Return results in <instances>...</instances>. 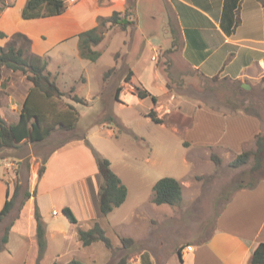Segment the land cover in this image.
Instances as JSON below:
<instances>
[{"label": "rangeland", "instance_id": "obj_1", "mask_svg": "<svg viewBox=\"0 0 264 264\" xmlns=\"http://www.w3.org/2000/svg\"><path fill=\"white\" fill-rule=\"evenodd\" d=\"M4 1V4L0 2V32L24 28L38 32L47 28L40 22L33 26V20H26L21 16L20 5L25 0ZM85 2L68 4L63 15L56 17L64 21L74 18L85 26L89 23L91 25L93 18L97 17L89 25L92 28L97 24L99 16L110 15L113 8H120L119 5L109 6L110 0H99L101 5L107 6L106 10L100 12L101 9L95 11L91 6L92 0ZM131 3L135 14L136 2L130 0L128 6ZM148 9L149 4L142 2L138 17L135 14L137 23L124 31L119 25L109 28L103 41L95 47L102 53L97 61L81 57L79 37L57 43L51 49H47L49 41L39 37L36 48L42 53V58L48 60V69L58 75V85L66 93L62 103H74L80 118L75 129L57 128L45 140L25 141L16 148L0 149V174L9 173L13 192L17 185L19 187L12 209L0 221V250L6 245L3 236L7 227L21 218L25 211L26 203L31 198L27 193H35V182L47 157L54 149L67 144L75 143L71 147H76H69L70 149L61 153H66L63 156L67 158L59 163L57 161L58 168L70 174L78 171L82 173L84 161L86 172L89 173L90 168L94 169L96 165L93 148L111 161L112 168L128 187L125 207L137 209L133 210L129 223L120 228V231L135 234L138 240L134 238V245L131 249H125L121 258L143 250H150L155 255L160 252L163 257H169L173 256L175 246L179 249L183 245L206 239L213 231L217 215L229 196L237 188L264 179V167L254 170L253 156L247 164L232 167L231 162L236 157L233 154L219 149L204 150L187 145L185 140L191 142V132L185 129L190 126L194 114L188 108H178L176 104L180 100H189L192 102L191 106L195 101L203 102V106L207 103L227 110L237 106L264 117V87L259 85L256 89L247 91L241 88L238 91L240 83L235 86L232 81L220 76L206 78L180 62L175 45L165 43L164 48L154 50L158 40L163 41L165 37L161 31L168 28L165 26V15L170 12L168 9H159V20L154 21L156 14ZM60 20L56 19V22L60 23ZM150 29L154 31L151 32ZM13 34L8 33L7 37L1 39L4 43L2 47L8 45ZM21 43L22 40L19 39L18 45ZM31 51L33 52V46L30 51L27 49L26 54L31 55ZM128 76L130 80L126 81ZM138 80L157 97L159 103L152 98L134 99L131 94L122 97L124 88L137 92L139 87H144ZM30 86L31 83L21 71L0 66V111L1 107L10 103L12 91L17 97L12 100L13 103L16 102L21 107L22 98ZM72 87L74 92H71ZM118 87H122L119 98L122 97L121 101L127 102L126 104L117 102L115 94ZM11 89L10 93L6 92ZM74 93L86 98L89 104L82 105L72 101L70 97ZM151 108L155 109L163 123H157L146 115ZM8 113H11L10 109ZM80 140L83 142L77 143ZM254 148L252 146L250 149ZM212 153L221 158L220 163L213 160ZM67 176L69 177L68 173ZM166 176L175 177L183 184V201L178 206L152 202L154 184ZM2 193L3 191L0 196ZM55 196L56 207L60 208V194ZM126 208L121 217L126 215ZM119 218L120 215L116 214L110 216L113 222ZM105 228L109 230L107 236L111 239H114V233L120 235L109 223H105ZM112 244L114 256L120 250L115 248L113 241Z\"/></svg>", "mask_w": 264, "mask_h": 264}, {"label": "crops", "instance_id": "obj_2", "mask_svg": "<svg viewBox=\"0 0 264 264\" xmlns=\"http://www.w3.org/2000/svg\"><path fill=\"white\" fill-rule=\"evenodd\" d=\"M81 1L84 3L90 0H79L75 4ZM129 1L110 0L109 6L119 5L120 8H113L112 12L120 11L128 6ZM25 2L20 5L21 13ZM135 2L137 17L142 2H147L148 10H153L156 14L154 21L159 20L160 16L157 14L159 9L162 8L164 11L168 9L170 12L169 15L167 12L165 15L167 19L165 26L168 28L161 31L165 37L163 41L158 40L154 50L164 48L165 43L175 45L178 52L177 59L180 62L206 78L220 76L224 80L232 81L235 86L240 83L238 91L241 88L247 91L256 89L259 85L264 87V0H135ZM91 6L96 9L95 11L101 9L100 12L107 9V6L101 5L99 0H92ZM96 18H93L92 24ZM56 19L60 20L56 16L31 19L35 22L33 26L39 25L38 22L46 25L47 28L38 32L24 28L5 33L7 35L15 32L24 33L32 40L33 52L41 55L42 53L36 48L39 37L49 41L47 49L48 47L51 49L57 43L61 44L67 39L77 38L92 25L89 23L85 26L74 18L67 21L60 20V23L56 22ZM138 26L139 19L137 29ZM150 31L154 30L150 29ZM48 36L49 39L54 40H49ZM1 39L0 37L2 46L4 43ZM129 80L130 78L126 81ZM138 81L147 89L142 81ZM119 89L120 97L122 87L117 88L116 98ZM11 91L12 89L6 92ZM122 94V97L131 94L134 99L140 100L151 98H140L137 92L129 91L128 88H124ZM26 95L22 98V103ZM10 96V103H6L0 111V117L9 123L19 120L22 108L12 101L17 98L14 91ZM121 98H118L117 102L123 103ZM156 102L159 103V100ZM191 103L189 100H180L176 103L178 108H188L189 112L192 111L194 114L190 126L185 129L191 132V142L185 140L187 145L204 150L219 149L236 156L255 146L256 135L264 132V117L256 115V112L237 106L227 110L207 103L203 106V102L200 101L193 102V106L190 105ZM9 109L11 113H8ZM79 142L83 140L77 143ZM73 144L56 148L57 150L54 149L47 157L44 173L38 176L35 182V193L32 192L31 198L26 203L25 219L23 212L21 218L14 221L8 242L0 250V264H67L73 259H78L84 264H114L126 252L125 249H120L121 242L117 232L115 234L111 229L114 233V239L111 240L115 248L120 250L114 256L111 249L103 242L98 241L84 246L78 237V227L89 229L96 221L101 223L106 234L109 230L105 228V223H109L119 231L120 235L137 239L135 234L120 231V228L129 223L130 214H134L133 210L137 209L125 207L128 195L126 201L111 213L106 216L101 213L98 194L102 177L98 172L97 162L94 169L90 168L89 173L86 172L84 161H82V173L78 171L70 174L57 167V161L59 163L67 158L63 156L66 153H61L66 152ZM34 174L35 171L33 176ZM8 176L9 173L0 174V192L3 191L0 196V210L8 199L7 192L9 191L10 195L13 193V182ZM72 179H74L73 183ZM55 194H60L59 201L62 202L60 208L56 207ZM35 204L39 207L45 223L47 241L45 254L39 262V246L33 216ZM66 207L73 211L78 223L69 220L64 213ZM124 208L127 213L121 217ZM112 214L120 215V218L113 222L110 220ZM263 241L264 179L237 188L229 196L217 215L213 231L206 239L183 245L181 254L179 253L181 248L177 249L175 246L172 250L173 256L169 257H163L160 252L155 255L150 250H143L130 256L126 264H251L252 254ZM187 245H193V249L186 250ZM144 253L148 254L146 259L142 258Z\"/></svg>", "mask_w": 264, "mask_h": 264}, {"label": "trees", "instance_id": "obj_3", "mask_svg": "<svg viewBox=\"0 0 264 264\" xmlns=\"http://www.w3.org/2000/svg\"><path fill=\"white\" fill-rule=\"evenodd\" d=\"M5 3L4 0H0ZM68 8L66 0H26L22 9V17L26 20L45 18L63 14ZM133 3L123 10H114L109 16H99L97 25L81 32L79 37V51L83 58L91 61H97L102 53L95 47L100 44L109 28L113 25H119L121 30H126L130 25L137 23L136 13L133 11ZM135 16V18H134ZM239 22V19H238ZM232 30H229L231 32ZM8 35L1 31L0 37L5 38ZM22 43L18 45V40ZM27 49H32V40L22 32H16L12 35L6 47L0 46V66H5L13 71H21L26 79L31 83L28 94L26 95L21 108L20 118L17 122H7L0 117V149L16 148L25 141H42L47 139L57 128L72 130L75 129L80 118V114L74 103L62 100L65 91H62L58 85V75L48 69V60L43 59L41 55L31 51V55L26 54ZM132 74V71L131 73ZM130 77L128 76L127 80ZM72 87L71 92H74ZM117 92V99L119 98ZM137 94L140 98L151 97L154 102L157 97L148 89L138 88ZM70 99L82 105H88L89 101L73 94ZM238 108V107H237ZM258 115V114H256ZM147 116L157 123H163V119L158 117L156 111L151 109ZM96 157L98 172L102 177V184L98 194V205L103 215H108L117 207L121 206L127 199L128 187L121 177L114 171L111 161L97 153L93 148ZM254 158V170L264 167V132H260L255 137V148L244 150L236 155L231 162L232 167H240L247 164L250 159ZM213 160L218 164L221 158L212 153ZM45 170L43 166L39 171L42 176ZM19 191L18 185L10 196L7 192L8 199L3 208L0 210V221H2L10 212L14 205V198ZM30 197V192L27 193ZM183 201V184L175 177H162L153 186L152 202L155 204H169L178 206ZM64 213L73 223H78V219L73 211L66 207ZM34 220L36 224V236L39 246L38 262L43 258L47 241L46 227L42 214L37 204L34 209ZM13 224L9 225L3 236V242L6 244L9 239V233ZM78 237L84 246H89L94 242L101 241L109 249H113L111 238L106 234L99 221L89 229L78 227ZM121 247L131 249L135 240L131 236L119 235ZM181 249L179 253L181 254ZM147 253L142 255L146 259ZM128 255L121 258L115 264H126ZM67 264H84L78 259H73ZM251 264H264V241L255 249L251 257Z\"/></svg>", "mask_w": 264, "mask_h": 264}, {"label": "built area", "instance_id": "obj_4", "mask_svg": "<svg viewBox=\"0 0 264 264\" xmlns=\"http://www.w3.org/2000/svg\"><path fill=\"white\" fill-rule=\"evenodd\" d=\"M78 0H66V3L67 4H70V3H75V2H77ZM56 213V212H55ZM186 250H188V251H191L192 249H193V245H187L186 247Z\"/></svg>", "mask_w": 264, "mask_h": 264}, {"label": "water", "instance_id": "obj_5", "mask_svg": "<svg viewBox=\"0 0 264 264\" xmlns=\"http://www.w3.org/2000/svg\"><path fill=\"white\" fill-rule=\"evenodd\" d=\"M247 88H249V87H247Z\"/></svg>", "mask_w": 264, "mask_h": 264}]
</instances>
